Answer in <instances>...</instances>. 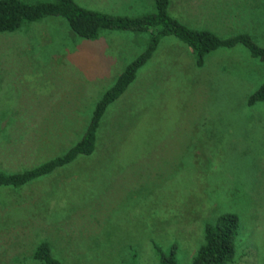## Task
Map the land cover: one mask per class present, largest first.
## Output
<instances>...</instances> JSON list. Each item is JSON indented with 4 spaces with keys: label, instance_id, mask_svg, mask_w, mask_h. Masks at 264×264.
Wrapping results in <instances>:
<instances>
[{
    "label": "rangeland",
    "instance_id": "374dc122",
    "mask_svg": "<svg viewBox=\"0 0 264 264\" xmlns=\"http://www.w3.org/2000/svg\"><path fill=\"white\" fill-rule=\"evenodd\" d=\"M30 4L58 0H23ZM112 16L156 12L155 0H75ZM131 2V0H128ZM169 14L222 39L264 48V0H171ZM150 32L78 37L64 18L0 34V170L20 173L65 154L84 136L97 102L149 46ZM264 62L243 45L197 59L166 37L108 109L98 149L19 189L0 188V264H160L175 246L192 264L205 226L241 219L233 264H264Z\"/></svg>",
    "mask_w": 264,
    "mask_h": 264
},
{
    "label": "trees",
    "instance_id": "16d2710c",
    "mask_svg": "<svg viewBox=\"0 0 264 264\" xmlns=\"http://www.w3.org/2000/svg\"><path fill=\"white\" fill-rule=\"evenodd\" d=\"M171 0H155L156 12L142 17H117L81 7L75 0H58L30 4L23 0H0V34L14 33L25 22H39L46 18H64L78 37L94 40L101 32H150L148 48L130 63L115 85L97 102L91 121L83 138L65 154L33 169L20 173H6L0 170V188L19 190L28 184L42 180L60 169L73 164L80 157H92L98 149L99 131L110 106L118 101L135 82L141 68L146 66L157 51L161 40L175 37L194 53L198 66L204 65L205 58L223 48L245 46L253 57L264 62V48L259 47L247 35L222 39L204 30L191 29L169 14ZM264 103V84L248 101L250 106ZM241 219L233 213H225L216 222L205 226V241L198 249L192 264H233L238 256V236ZM176 247L166 255L157 247L160 264H178ZM34 260L41 264H62L49 243H41Z\"/></svg>",
    "mask_w": 264,
    "mask_h": 264
},
{
    "label": "crops",
    "instance_id": "0c3cea01",
    "mask_svg": "<svg viewBox=\"0 0 264 264\" xmlns=\"http://www.w3.org/2000/svg\"><path fill=\"white\" fill-rule=\"evenodd\" d=\"M117 5H121V6H116V7H124V9L126 11H132V10H138L139 8V4H133V0H131V2H128V0L122 4H117ZM109 15V14H108ZM128 15H123V16H117V17H127ZM136 18V17H135Z\"/></svg>",
    "mask_w": 264,
    "mask_h": 264
}]
</instances>
